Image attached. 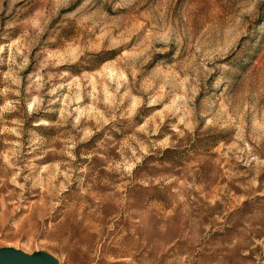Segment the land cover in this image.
<instances>
[{
	"label": "rangeland",
	"instance_id": "374dc122",
	"mask_svg": "<svg viewBox=\"0 0 264 264\" xmlns=\"http://www.w3.org/2000/svg\"><path fill=\"white\" fill-rule=\"evenodd\" d=\"M4 248L264 264V0H0Z\"/></svg>",
	"mask_w": 264,
	"mask_h": 264
},
{
	"label": "water",
	"instance_id": "95a60500",
	"mask_svg": "<svg viewBox=\"0 0 264 264\" xmlns=\"http://www.w3.org/2000/svg\"><path fill=\"white\" fill-rule=\"evenodd\" d=\"M0 264H55L52 259H31L22 252L11 248L0 250Z\"/></svg>",
	"mask_w": 264,
	"mask_h": 264
}]
</instances>
